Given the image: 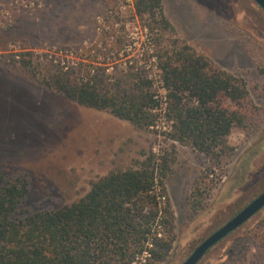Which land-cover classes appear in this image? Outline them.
Masks as SVG:
<instances>
[{
    "label": "rangeland",
    "instance_id": "rangeland-1",
    "mask_svg": "<svg viewBox=\"0 0 264 264\" xmlns=\"http://www.w3.org/2000/svg\"><path fill=\"white\" fill-rule=\"evenodd\" d=\"M161 4L174 29L163 35L164 40L178 39L241 78L254 105L264 106L260 73L264 12L253 0H161ZM148 21L124 0H39L34 10L24 8L21 0H0V173L27 177L29 192L22 210H57L84 196L109 171L134 167L143 159L141 154L168 151L172 142L160 133L167 127L163 119L150 130L137 129L108 112L39 87L9 63L29 55L38 78L58 64L77 70L84 79L87 74L99 75L107 84L116 74L134 68L147 74L154 94L163 95L153 65L132 56L140 48L133 45V38L141 43L144 36L161 35L145 31ZM226 142L234 153L222 175L211 174L204 155L175 144L165 187L176 238L162 264H181L264 191V118L251 134L233 128ZM206 174L214 186L205 195L204 207L189 217L186 200L192 184ZM263 239L264 208L197 264H254L255 244Z\"/></svg>",
    "mask_w": 264,
    "mask_h": 264
},
{
    "label": "trees",
    "instance_id": "trees-1",
    "mask_svg": "<svg viewBox=\"0 0 264 264\" xmlns=\"http://www.w3.org/2000/svg\"><path fill=\"white\" fill-rule=\"evenodd\" d=\"M135 10L147 16L149 33H161L147 41L152 52L138 61L157 71L165 91L164 109L147 74L134 68L107 84L99 75L84 79L77 70L58 64L38 78L29 55L9 65L39 87L140 130L155 127L162 114L168 130L160 133L172 142L171 149L141 154L134 167L109 171L84 196L53 211L22 210L29 192L27 177L0 173V264H162L176 238L165 187L175 144L204 155L211 174L222 175L234 153L226 142L231 130L251 134L262 124L264 106L254 105L241 78L184 42L163 39L174 29L161 0H136ZM260 73L264 76V69ZM213 186L209 174L192 184L186 200L189 217L204 207ZM255 250L253 263L264 264V239Z\"/></svg>",
    "mask_w": 264,
    "mask_h": 264
},
{
    "label": "water",
    "instance_id": "water-1",
    "mask_svg": "<svg viewBox=\"0 0 264 264\" xmlns=\"http://www.w3.org/2000/svg\"><path fill=\"white\" fill-rule=\"evenodd\" d=\"M253 1L264 12V0ZM262 208H264V191L196 246L181 264H197L214 245L239 228Z\"/></svg>",
    "mask_w": 264,
    "mask_h": 264
},
{
    "label": "built area",
    "instance_id": "built-area-1",
    "mask_svg": "<svg viewBox=\"0 0 264 264\" xmlns=\"http://www.w3.org/2000/svg\"><path fill=\"white\" fill-rule=\"evenodd\" d=\"M124 2L128 5V7H130L131 10L134 11V14L136 13L135 12V0H124ZM21 4L23 5L24 8H28V9H36L37 7H39V0H30V2L26 3L24 0H21ZM144 29H146L145 31H148L146 27H144ZM145 40H143L144 42H137V40L134 39L133 41V45H138L140 44V48H136L137 50V53H133L132 56L136 55L137 59H140L142 58L143 56H145L146 54L148 53H151L152 50L149 49V46H148V40L150 38H148L147 36H144ZM132 49V47H128V51H130ZM148 50V52H146ZM16 58H19L18 56H16ZM65 69H67V67H65ZM162 90L164 91V89L162 88ZM156 94V92H155ZM155 98L161 103V108L164 109L165 108V91L163 92V95L162 94H159L157 93ZM160 119H163V115L161 114L159 116V120ZM164 121V120H163ZM165 123V122H164ZM166 124V123H165ZM167 125V124H166ZM163 131H167L168 130V126L166 128H163L162 129Z\"/></svg>",
    "mask_w": 264,
    "mask_h": 264
}]
</instances>
